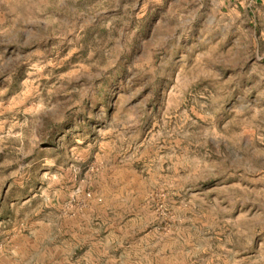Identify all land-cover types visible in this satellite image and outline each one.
Here are the masks:
<instances>
[{
  "label": "rangeland",
  "instance_id": "obj_1",
  "mask_svg": "<svg viewBox=\"0 0 264 264\" xmlns=\"http://www.w3.org/2000/svg\"><path fill=\"white\" fill-rule=\"evenodd\" d=\"M111 255L264 264V0H0V264Z\"/></svg>",
  "mask_w": 264,
  "mask_h": 264
},
{
  "label": "crops",
  "instance_id": "obj_2",
  "mask_svg": "<svg viewBox=\"0 0 264 264\" xmlns=\"http://www.w3.org/2000/svg\"><path fill=\"white\" fill-rule=\"evenodd\" d=\"M112 257H114V255H111ZM123 258H124V256L123 255H121ZM82 258H83V256H82ZM71 259H73L72 261H70L69 260V258L67 257L64 261L65 262H63V260H62V262L61 263H56V264H82L83 262L82 261H80L79 259H76V260H74V258H71ZM127 259V258H126ZM97 262V264H108L109 263V260L107 261H105V260H97L96 261ZM112 263H114V264H117L118 263V261H117V256H115L114 257V259H112Z\"/></svg>",
  "mask_w": 264,
  "mask_h": 264
}]
</instances>
